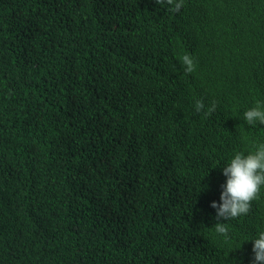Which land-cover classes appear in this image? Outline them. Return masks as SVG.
I'll use <instances>...</instances> for the list:
<instances>
[{
  "label": "trees",
  "instance_id": "1",
  "mask_svg": "<svg viewBox=\"0 0 264 264\" xmlns=\"http://www.w3.org/2000/svg\"><path fill=\"white\" fill-rule=\"evenodd\" d=\"M171 7L0 0V264H253L264 208L216 233L200 195L203 178L227 180V158L202 163L233 135L206 136L193 113L229 94L264 144V124L243 115L264 106V0ZM156 73L188 88L175 115Z\"/></svg>",
  "mask_w": 264,
  "mask_h": 264
},
{
  "label": "clouds",
  "instance_id": "2",
  "mask_svg": "<svg viewBox=\"0 0 264 264\" xmlns=\"http://www.w3.org/2000/svg\"><path fill=\"white\" fill-rule=\"evenodd\" d=\"M167 3L172 6L171 11L179 14L184 0H156V3ZM173 51L183 56L184 70L191 73L194 70V57L191 55L192 49L186 44H179ZM197 53V51H195ZM197 56V55H195ZM160 74L166 75L164 65L158 63ZM159 73L155 77L160 81L159 88L168 91L166 101L170 105L169 113H177L180 101L189 96L188 88H184L179 81L167 78L163 80ZM167 77V75H166ZM167 80L174 84L175 89L171 92V85H167ZM174 81V82H173ZM232 104L229 94L217 99L212 104L205 105L203 100L195 101L194 117L198 123L206 122L204 131L208 137H212V130L217 127L226 131H231L233 142L216 157L204 156L203 165H216L221 155L227 158L222 167L223 175L227 178H220L215 188L211 186L212 180L203 178V188L200 197L209 198V206L212 211L213 225L216 233L228 239V224L232 221L244 220L252 207L257 205L264 208V197L260 198L264 191V144L258 143V137L253 128L243 129L239 126L237 116L233 114L227 106ZM244 120L247 124L253 125L257 122L264 124V106L257 103L256 106L244 112ZM206 136L204 139H206ZM249 146L248 153L237 151L239 146ZM196 151L197 148H194ZM187 158L197 160L198 157L189 155L186 150L182 151ZM241 234H250L247 228ZM253 241L252 252L254 254L253 264H264V231L259 232Z\"/></svg>",
  "mask_w": 264,
  "mask_h": 264
}]
</instances>
